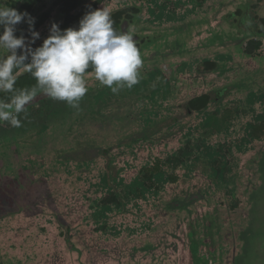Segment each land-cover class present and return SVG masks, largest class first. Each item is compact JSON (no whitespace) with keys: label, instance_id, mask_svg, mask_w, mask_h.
<instances>
[{"label":"rangeland","instance_id":"rangeland-1","mask_svg":"<svg viewBox=\"0 0 264 264\" xmlns=\"http://www.w3.org/2000/svg\"><path fill=\"white\" fill-rule=\"evenodd\" d=\"M20 3L4 4L19 11ZM252 3H99L98 8L111 13L139 9L128 31L145 38L138 43L140 81L113 93L89 76L79 109L58 101L49 115V97L38 93L19 115V127L0 121V264L249 261L247 256L255 252L250 247L264 233V136L243 141L249 123L264 114V32H259L264 23L250 18L264 17V11ZM37 8L33 16L45 10L43 4ZM51 24L36 30L40 39L35 43ZM22 30L18 25L15 34L23 35ZM250 39L262 43L254 54L244 52ZM159 82L168 85L165 96L152 91ZM142 84L145 88L139 89ZM96 93L100 106L89 97ZM204 93L211 100L206 112L186 115V102ZM214 106L218 114L227 110L230 116L225 135L210 139L229 146L219 156L227 180L214 177L212 159L199 154L165 169L164 183L170 174L178 183L167 185L161 196L134 202L132 195L138 192H128L143 187L140 168L193 141L190 133ZM147 112L154 121L150 125ZM165 134L172 137L159 142ZM112 193L121 205L102 203Z\"/></svg>","mask_w":264,"mask_h":264},{"label":"clouds","instance_id":"clouds-1","mask_svg":"<svg viewBox=\"0 0 264 264\" xmlns=\"http://www.w3.org/2000/svg\"><path fill=\"white\" fill-rule=\"evenodd\" d=\"M20 23L28 24L29 37L15 34ZM114 23L110 9L90 10L80 19L78 28L61 30L53 22L49 35L33 48L40 39L34 29L35 18L0 0V49L6 50L0 55V93L10 94L7 101L0 100V121L19 127V115L26 112L38 93L79 109L88 92L89 76L113 93L138 84L143 59L137 37L127 29L117 30ZM24 72L35 84L16 88L18 75Z\"/></svg>","mask_w":264,"mask_h":264},{"label":"trees","instance_id":"trees-1","mask_svg":"<svg viewBox=\"0 0 264 264\" xmlns=\"http://www.w3.org/2000/svg\"><path fill=\"white\" fill-rule=\"evenodd\" d=\"M20 0H3V2L6 5L13 6L16 5ZM105 0H21L19 11L20 12H27L30 14L31 17L35 18V24L34 29L37 30L41 26H44L46 22L52 21L57 23L61 30L66 29L68 27H75L76 25H79L80 19L83 17V15L94 9H98L99 3L103 2ZM153 2V0H148ZM198 2V0H197ZM252 5L256 4L257 7H263L264 6V0H252ZM43 4L45 7V10L43 12H38L35 16H33L34 12H36V9H38V5ZM254 7V5H253ZM150 9V8H149ZM151 11L153 9H150ZM239 9L237 13H239ZM262 11L264 9L262 8ZM139 12V9L136 7H126L119 10H116L112 12V18L115 21L114 27L117 30L120 29L121 23L126 20L129 23L132 22L133 17L135 14ZM264 20V19H263ZM264 23V22H263ZM21 26L22 34L24 36H30V33L28 31V24L27 23H20L18 24ZM17 25V26H18ZM16 26V27H17ZM264 30V29H263ZM0 31H3V28H1ZM46 31H49L46 30ZM264 32V31H259ZM49 35L46 34L43 39H41L38 43H35L33 48L38 47L42 44L43 40ZM264 36V35H263ZM144 39L137 40L138 43L140 41H144ZM262 46V43L258 39H250L247 41L244 52L247 54H254L257 52ZM210 68H214L215 64L212 62H209ZM162 78V77H161ZM163 79V78H162ZM152 80V79H151ZM164 80V79H163ZM148 81L144 82L147 83ZM35 84V80L32 78V76L29 73L24 72L23 74L18 75V79L16 82V88H24V87H31ZM142 84L139 86V89L145 88V85ZM163 89V90H161ZM161 90L159 93L158 91ZM168 85L165 87L163 84L157 83L155 84L154 89L152 90L155 94H161L165 96L168 94ZM42 95V94H41ZM10 97V94L7 93H0V100L7 101ZM92 99V102L94 104H97L96 106H100V102H98L99 96H97V93L95 95L89 96ZM36 98V97H35ZM100 100V99H99ZM59 104L58 100H53L50 98L46 99V106L48 109V114L52 115L54 112L50 110L54 104ZM211 104L210 96L206 93L197 95L191 99H189L186 104L184 105L185 113L186 115L189 114H199L202 112H206V110L209 108ZM44 105V106H45ZM217 109V106H214L213 111ZM218 111L211 112L209 116H204L201 118V121L199 123V126H195L193 128V132H189L190 135L194 136V140L188 139L183 146L178 148L176 150V153L173 154L170 157H167L165 159L161 157L155 158L152 162H150V165H143L140 168L141 178L143 179L141 182V185L143 187L141 188H135L134 190L128 192V194L132 195L134 194V191L136 190L138 192L137 196L132 195V199L134 202L139 200H147V197L150 196H161L163 193V190L165 187L169 184H175L178 183L177 176L170 174L169 175V183L166 185V179H164V173L165 169L172 167H178L182 166V164L189 158L193 157H199V154H202V156L210 157L212 160L209 163L212 167V174L216 178H221L222 180H227V167L226 164L223 163L219 156L222 155V152H227L229 150V146L226 142L220 141L217 144H213V142H210V139L212 136H219V135H225V131H227L230 123H228V119L230 118L229 113L227 110H225L222 115L218 114ZM145 117V116H144ZM263 117L262 120H259L258 122L255 121L253 123H249L248 129H247V138L243 141L250 142L253 139H259L260 137L264 136V114L260 116ZM149 125L151 123V119L149 117V112H147L146 117ZM40 128L44 130L46 127L45 124L41 125ZM39 129V128H38ZM199 134V135H198ZM170 134H165L162 137H158L157 139L159 142H164L166 138L169 137ZM172 137V135H170ZM143 138V137H142ZM146 137L144 136L143 139ZM140 140L139 143L143 141ZM137 143V142H136ZM134 143V144H136ZM161 147L160 143L157 144V148ZM84 163H80L82 166ZM87 171V170H85ZM116 203L120 204V199L117 197L116 194H110L108 197L104 198L102 200L103 204L106 203ZM136 206V205H135Z\"/></svg>","mask_w":264,"mask_h":264},{"label":"flooded vegetation","instance_id":"flooded-vegetation-1","mask_svg":"<svg viewBox=\"0 0 264 264\" xmlns=\"http://www.w3.org/2000/svg\"><path fill=\"white\" fill-rule=\"evenodd\" d=\"M264 9V6L262 7ZM253 22H264V17L261 16H251L250 17ZM263 226V225H261ZM255 249V252L249 254L247 256L246 264H264V233L262 232L260 235H257L256 242L252 244L250 247ZM234 258V257H233ZM231 264H245V259H233Z\"/></svg>","mask_w":264,"mask_h":264},{"label":"water","instance_id":"water-1","mask_svg":"<svg viewBox=\"0 0 264 264\" xmlns=\"http://www.w3.org/2000/svg\"><path fill=\"white\" fill-rule=\"evenodd\" d=\"M120 29L121 30H128V22L126 20H124L121 25H120ZM137 37V36H136ZM137 40H138V37H137ZM219 95V94H218Z\"/></svg>","mask_w":264,"mask_h":264}]
</instances>
